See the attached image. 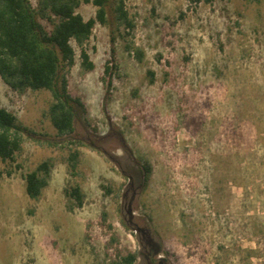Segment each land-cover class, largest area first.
I'll use <instances>...</instances> for the list:
<instances>
[{"label": "rangeland", "instance_id": "1", "mask_svg": "<svg viewBox=\"0 0 264 264\" xmlns=\"http://www.w3.org/2000/svg\"><path fill=\"white\" fill-rule=\"evenodd\" d=\"M127 7L131 36L96 26L87 45L93 71L84 73L75 47L69 90L88 113L78 110L72 136L58 137L43 117L49 91L19 96L0 78V106L36 133L12 176L0 178V264H112L117 248L147 264L141 253L151 245L139 229L169 264H264V0ZM95 12L78 9L85 19ZM129 42L145 51L143 63L125 51ZM108 59L120 75L110 89L101 80ZM68 139L86 145L83 178H71L48 144ZM50 156L58 159L50 184L32 200L23 175ZM145 163L153 171L146 187ZM73 182L86 202L69 212L64 189ZM113 236L119 242L107 252Z\"/></svg>", "mask_w": 264, "mask_h": 264}, {"label": "trees", "instance_id": "2", "mask_svg": "<svg viewBox=\"0 0 264 264\" xmlns=\"http://www.w3.org/2000/svg\"><path fill=\"white\" fill-rule=\"evenodd\" d=\"M200 2L201 0H190ZM207 2L210 0H206ZM259 2L260 0H245ZM93 5L95 15L85 19L78 9L83 5ZM115 26L120 37L131 36L135 23L127 7V0H0V78L14 93L24 96L28 92L49 91L52 100L43 113L57 130L58 137H70L76 131L78 110L87 116L88 110L79 95L69 90V73L75 64L76 48L80 50L81 67L84 73L95 69L87 45L91 41L97 25ZM124 28V34L121 33ZM113 31V34L115 33ZM112 41L115 37L112 36ZM125 51L143 63L145 51L135 47L133 42L125 46ZM119 75V66L108 59L101 77L107 89L112 86V77ZM150 83L154 73L148 71ZM29 127L21 123L17 115L0 106V178L12 176L11 166L23 152L27 137L35 135ZM54 150L61 151L60 160L67 166L71 178H83L80 171V147L86 146L81 140L68 139L61 143L49 142ZM58 162L50 156L34 169L23 175L26 193L30 199L39 201L49 186L52 172ZM16 168H21L17 165ZM145 187L152 175V166H142ZM103 189L111 190L104 185ZM69 212L83 208L86 193L79 182L68 184L64 189ZM108 213L102 212V225H106ZM119 242L112 237L107 252ZM109 255L108 253H106ZM112 264H136L139 253L128 249H118Z\"/></svg>", "mask_w": 264, "mask_h": 264}, {"label": "flooded vegetation", "instance_id": "3", "mask_svg": "<svg viewBox=\"0 0 264 264\" xmlns=\"http://www.w3.org/2000/svg\"><path fill=\"white\" fill-rule=\"evenodd\" d=\"M139 231L143 234V238L146 241L147 245H151L150 249L148 250L147 254L146 253H141L144 256V259L147 264H160V258L161 257H156L158 255V252L161 251L160 248L156 247V245L152 244V241L150 240L149 237V232L144 230V229H139ZM149 237V239H148ZM163 264H169L168 260L166 262H163Z\"/></svg>", "mask_w": 264, "mask_h": 264}, {"label": "water", "instance_id": "4", "mask_svg": "<svg viewBox=\"0 0 264 264\" xmlns=\"http://www.w3.org/2000/svg\"><path fill=\"white\" fill-rule=\"evenodd\" d=\"M160 254V252H158V255ZM160 264H163V262H166L167 261V259L165 258V257H161L160 258Z\"/></svg>", "mask_w": 264, "mask_h": 264}]
</instances>
